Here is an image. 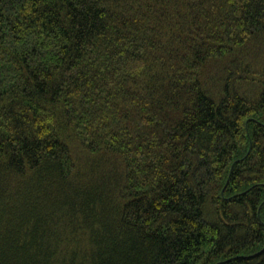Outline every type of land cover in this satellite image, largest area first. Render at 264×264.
<instances>
[{"label": "trees", "instance_id": "obj_1", "mask_svg": "<svg viewBox=\"0 0 264 264\" xmlns=\"http://www.w3.org/2000/svg\"><path fill=\"white\" fill-rule=\"evenodd\" d=\"M0 264H264V0H0Z\"/></svg>", "mask_w": 264, "mask_h": 264}]
</instances>
